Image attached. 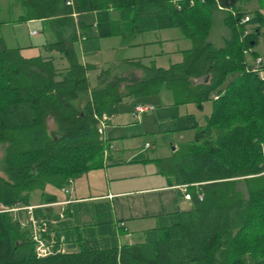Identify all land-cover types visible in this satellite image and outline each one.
<instances>
[{
	"label": "trees",
	"instance_id": "trees-1",
	"mask_svg": "<svg viewBox=\"0 0 264 264\" xmlns=\"http://www.w3.org/2000/svg\"><path fill=\"white\" fill-rule=\"evenodd\" d=\"M22 1L27 12L18 21L53 17L55 26L71 32L50 45L66 60L64 67L55 65L54 56L25 57L0 35V264H264V79L249 70L259 57L254 47L264 28V0H256L252 10V0L223 7L231 37L222 47L207 40L219 0ZM111 9L179 24L193 46L168 68L136 63L145 72L139 79L102 69L90 88V66L67 45L77 38L72 12L94 11L103 22ZM162 88L172 91L176 103H210L196 139L160 160L162 171L189 187L192 209L175 214L142 242L78 241L76 249L62 251L68 241H52L47 209L27 210L32 193L39 190L44 202L54 201L44 191L47 184L66 188L102 166L103 115L116 113L125 97ZM30 217L40 226L44 222L41 237L51 239V254L37 256Z\"/></svg>",
	"mask_w": 264,
	"mask_h": 264
},
{
	"label": "crops",
	"instance_id": "crops-1",
	"mask_svg": "<svg viewBox=\"0 0 264 264\" xmlns=\"http://www.w3.org/2000/svg\"><path fill=\"white\" fill-rule=\"evenodd\" d=\"M23 4L22 0H0V21L7 22L0 24L5 45L19 48L25 57L54 56L56 66H66L62 54L50 49V45L60 38L68 39L71 30L55 26L53 17L27 16V20L18 21L27 12ZM66 4L73 5V0H66ZM224 10L217 6L212 9L207 40L215 47L224 46L231 37ZM72 17L77 38L67 45L74 48L80 63L90 66L86 71L90 88L97 84L102 69L139 79L145 72L136 63L168 68L182 62L184 51L193 46L179 24L167 25L154 16L123 15L111 9L103 22L94 11L79 14L73 10ZM22 24L26 26L27 39H22V32L14 38L8 28ZM33 24H37L35 28ZM215 30L216 42H212ZM18 39L23 42L16 44ZM196 80L193 79L195 83ZM137 105L149 106L139 118L134 115ZM195 108L202 110L194 103H176L167 88L123 98L117 112L105 122L102 166L74 178L66 188L47 184L44 191L54 196V201L44 202L39 190L31 195L29 206L46 208L51 216L52 241L58 237L68 241L60 248L62 251H69L67 246L76 249L78 241H98L102 246L142 242L157 228L169 224L175 214L191 210L192 199L185 197L186 192L191 195L189 187L159 166L160 160L172 155L180 145L196 139L208 112L202 111L195 123Z\"/></svg>",
	"mask_w": 264,
	"mask_h": 264
},
{
	"label": "built area",
	"instance_id": "built-area-1",
	"mask_svg": "<svg viewBox=\"0 0 264 264\" xmlns=\"http://www.w3.org/2000/svg\"><path fill=\"white\" fill-rule=\"evenodd\" d=\"M216 4L218 5L219 8H223L220 4H219V1H216ZM225 9V8H223ZM248 20V16H245L244 19L242 21H246ZM35 31H33L34 33ZM262 58L258 57L254 60V64L252 67L249 68V70L251 71H258V75L261 79H264V70L263 69H259V67L261 66L262 64ZM149 108V106H144V105H137L134 109V115L139 118L140 117V114L147 110ZM107 119V116L106 115H103V118L102 120L100 121V123L98 124V132L102 135L103 134V131H104V128H105V120ZM185 197L186 198H190V194L186 192L185 194ZM27 210L30 212L31 209H32V206H28L26 207ZM17 208H15L16 210ZM31 219V223H32V231H33V238L35 239L36 241V254L37 256H46V255H49L53 252V245H52V241H45L42 237H41V231H44L45 230V224L44 222L42 223L43 226H40L36 223V221L30 217ZM59 251V250H57Z\"/></svg>",
	"mask_w": 264,
	"mask_h": 264
},
{
	"label": "rangeland",
	"instance_id": "rangeland-1",
	"mask_svg": "<svg viewBox=\"0 0 264 264\" xmlns=\"http://www.w3.org/2000/svg\"><path fill=\"white\" fill-rule=\"evenodd\" d=\"M216 6H217L218 9H223V8H219L217 4H216ZM247 8L250 9V10L257 9L258 8L257 1L256 0L250 1L248 3V5H247ZM35 25H37V24H33L32 27L35 28ZM8 30L10 31V34L13 35L14 38H15V36L18 37L19 33L22 32L23 35H24V38H22V37H20V38H22V39L26 38L27 39V36L25 35L26 26H24L23 24L17 26L16 28H8ZM261 30H262L263 36H261V38H259L257 45L254 47V50L256 51V53L258 55H260L262 57V60H263L262 63H264V28H261ZM216 37H217V34H216V30H215V33H213L212 38H211L212 42H216L215 41ZM22 42H23V40L18 39V41H16L15 43L16 44L17 43L21 44ZM195 111H196L197 117H195L194 122L196 123V121H198V118L201 116V114H203V112H208L209 113V111H210V103L209 102H205L203 104V106H202V110H200L199 108H195ZM135 119H136V122L140 121V119H137V118H135ZM53 126H54V124L51 123L50 127L53 128ZM2 149H3V145H0V158H1V155H2ZM0 174H1V171H0ZM50 241H51V239H50ZM122 242H127V241L125 240V241H122Z\"/></svg>",
	"mask_w": 264,
	"mask_h": 264
},
{
	"label": "water",
	"instance_id": "water-1",
	"mask_svg": "<svg viewBox=\"0 0 264 264\" xmlns=\"http://www.w3.org/2000/svg\"><path fill=\"white\" fill-rule=\"evenodd\" d=\"M235 0H219V4L222 6V7H228L230 6L232 3H234ZM252 43H254L252 41ZM208 77H204L202 79H197L196 81L199 82V81H206Z\"/></svg>",
	"mask_w": 264,
	"mask_h": 264
}]
</instances>
